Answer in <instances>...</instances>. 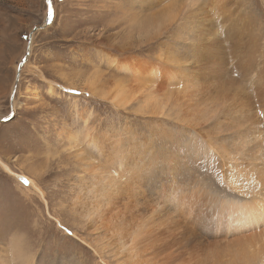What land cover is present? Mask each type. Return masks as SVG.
Instances as JSON below:
<instances>
[{
    "label": "rangeland",
    "instance_id": "374dc122",
    "mask_svg": "<svg viewBox=\"0 0 264 264\" xmlns=\"http://www.w3.org/2000/svg\"><path fill=\"white\" fill-rule=\"evenodd\" d=\"M51 8L0 0V264H232L264 232L232 210L264 213V0Z\"/></svg>",
    "mask_w": 264,
    "mask_h": 264
},
{
    "label": "bare ground",
    "instance_id": "6f19581e",
    "mask_svg": "<svg viewBox=\"0 0 264 264\" xmlns=\"http://www.w3.org/2000/svg\"><path fill=\"white\" fill-rule=\"evenodd\" d=\"M108 63L118 70H125L127 72L135 71L131 68L132 65L135 66L134 61L118 60L117 58H112V59L108 58ZM149 71H150V76L151 75L153 76V75H155V73H158V68L153 67V69L150 68ZM138 74H140V72ZM124 90H125V88H124ZM122 96L123 97H121V100H120L119 95L114 96L112 98V100H115L117 97L118 103H122V101H123L122 99L124 98V95H122ZM242 137H243L242 134H238V135L234 136V139H237V141H238V138H242ZM239 142H240V139H239L238 143ZM243 146L244 145H242V147ZM258 152H259V150H258ZM260 158H262V157H258L257 154L253 156V159H260ZM0 165L5 170L12 173L11 169L2 160H0ZM250 166L252 167L251 172H254V175H256V173L259 171V169L257 168V165H255V166L250 165ZM149 171H151V169H149ZM153 173H154V170H152L151 174H153ZM259 175H264V172L259 174ZM139 178L144 179L143 173L141 175H139ZM25 179H27V177H25ZM230 185H231V182H230ZM136 186H137L136 184H132L131 190ZM36 189H38V188H36ZM252 199L253 200L251 201L250 204H247L248 201L247 202H241L236 207H234L232 210L235 211L237 215L239 214V217H238L239 219L245 220L246 217L247 218L250 217L249 218L250 221L252 220V222L255 223V220H257L260 224V223L264 222V213H263V215H261L262 212L257 210L258 200L255 197H253ZM173 201H176V200L173 199ZM171 207H173V204H169V206H168L169 211H171ZM237 242L241 244V247L235 253V255H234V261L235 262L233 261L232 264H264V232L263 231L259 235L253 236L250 239L247 236H243V238L240 240H237ZM123 245H125V243H123ZM252 246H253V249H251ZM130 254H131V257L133 258L134 256L131 253V251H130Z\"/></svg>",
    "mask_w": 264,
    "mask_h": 264
},
{
    "label": "water",
    "instance_id": "95a60500",
    "mask_svg": "<svg viewBox=\"0 0 264 264\" xmlns=\"http://www.w3.org/2000/svg\"><path fill=\"white\" fill-rule=\"evenodd\" d=\"M49 19V5L47 4V15L45 17V24L47 23ZM44 24V25H45ZM44 25H41L39 27H44ZM31 35H32V32L29 34V40H28V43H27V48H26V52H28L29 48H30V40H31ZM26 57V56H25ZM25 57L20 61V65H22L24 63V60H25ZM19 65V66H20ZM19 73H20V69L17 71V74H16V83L18 81V76H19Z\"/></svg>",
    "mask_w": 264,
    "mask_h": 264
},
{
    "label": "snow or ice",
    "instance_id": "6c2138e0",
    "mask_svg": "<svg viewBox=\"0 0 264 264\" xmlns=\"http://www.w3.org/2000/svg\"><path fill=\"white\" fill-rule=\"evenodd\" d=\"M46 3L49 5V16H51L52 12H53V10L51 8V0H46Z\"/></svg>",
    "mask_w": 264,
    "mask_h": 264
}]
</instances>
